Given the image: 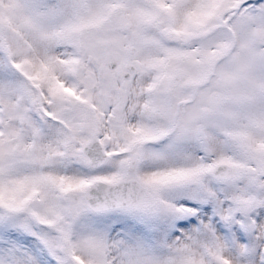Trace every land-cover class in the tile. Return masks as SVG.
Wrapping results in <instances>:
<instances>
[{"label": "snow or ice", "instance_id": "6c2138e0", "mask_svg": "<svg viewBox=\"0 0 264 264\" xmlns=\"http://www.w3.org/2000/svg\"><path fill=\"white\" fill-rule=\"evenodd\" d=\"M0 264H264V0H0Z\"/></svg>", "mask_w": 264, "mask_h": 264}]
</instances>
